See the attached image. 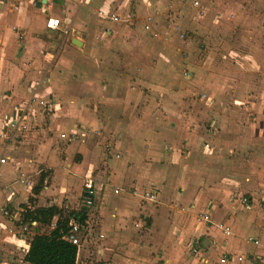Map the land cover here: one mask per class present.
<instances>
[{
	"label": "crops",
	"instance_id": "obj_1",
	"mask_svg": "<svg viewBox=\"0 0 264 264\" xmlns=\"http://www.w3.org/2000/svg\"><path fill=\"white\" fill-rule=\"evenodd\" d=\"M166 1L181 14L190 7L205 12L203 0L200 9L191 0L187 8L184 0H137L134 13L122 0H0V226L14 216L20 228L25 208L78 203L91 177V215L97 213L103 238L148 241L136 251L113 247L105 264H146L142 250L154 254L150 264H221L223 257L222 264H264V130L247 120V110L264 115V88L234 92V104L209 111V133L195 132L196 106L182 101L191 93L171 87L181 63L150 55L144 37ZM99 11L120 21L99 20ZM49 19L60 20L56 30L47 28ZM105 20L112 27L99 25ZM33 96L52 108L28 106ZM21 117L27 128L11 131ZM146 191L159 201L146 202ZM234 195L248 196L250 209ZM201 213L211 222L199 225ZM56 219L27 226L25 239L14 233L20 251L2 264H28L27 241L37 228L49 233ZM87 253L79 251L77 264H86Z\"/></svg>",
	"mask_w": 264,
	"mask_h": 264
},
{
	"label": "rangeland",
	"instance_id": "obj_2",
	"mask_svg": "<svg viewBox=\"0 0 264 264\" xmlns=\"http://www.w3.org/2000/svg\"><path fill=\"white\" fill-rule=\"evenodd\" d=\"M122 1L125 2V7L128 5L126 12L130 9V12L134 13V7L138 4L137 0ZM199 1L201 4V0ZM203 1L205 12L196 14L190 7L188 11L185 9L186 12L183 11V14L179 12V20L176 17L178 22L173 23H170L165 16L170 9L169 2L166 1L167 5L164 9L166 12L162 10L163 13L155 20L154 28L151 30L155 33L146 32L144 37L151 43L150 55L159 59V54H161L178 64L181 63V66L178 65L179 67L176 68L177 83H172L171 87L175 86L178 90L181 88L191 93L190 95L187 94L185 98L182 96V101L185 100L189 103V110L196 106L195 109H192L199 117L196 119L198 127L195 128V132L203 131V135L206 136V133H209L207 125L211 109H214L215 112L217 108L223 107L227 103L234 104L235 98L231 97L233 96L231 94L240 93L241 90L250 91L253 89L256 91L257 88H264V0ZM183 3L185 7L187 1L184 0ZM98 17L99 14L97 19ZM135 18L136 16L132 19ZM100 19L101 17H99ZM122 19L127 20L125 15H122ZM144 20L141 21L142 25ZM94 22L96 24L95 18ZM125 22L130 23L129 20ZM92 23L91 20L87 24ZM98 23L99 25H107L108 28L112 27V24L106 20L105 22L98 21ZM116 26L113 25V27ZM184 69H187V75L183 74ZM255 74L258 76L254 77ZM183 76L188 78L184 79ZM202 94L205 95V98ZM256 115L261 119H255ZM247 116L248 122L259 123L258 128L264 130L262 124L264 115L258 112L253 113V110H247ZM260 135L258 140L263 145L264 151V134L261 133ZM65 153L63 150L59 151V158ZM39 155L41 156V154ZM75 161H77L76 156ZM234 161L236 160L234 159ZM259 162L261 163L259 167L264 169L263 162ZM37 163L35 165H39L38 169L48 171L44 164ZM72 206L67 205L62 209L63 217L71 215L78 208L79 202ZM91 213L93 214L94 211L89 212L90 215ZM96 217L97 213L95 216L91 215V228L87 229L86 233L89 235L83 243L84 251H88L87 257H85L86 264L107 263L106 260L109 256L106 253L109 254L113 247L115 249L122 247L132 251L141 247L147 249L148 241L145 239H134L133 241L129 237L128 239L103 238V234L100 232L99 219ZM17 219L11 216L4 217L2 220L4 221L2 224L6 228L0 226V264L6 261L4 255L13 257L20 251L15 244V237H13L14 233L16 238L21 235L20 228L16 225ZM141 252H143V262L150 264L149 260L154 254H149L144 250Z\"/></svg>",
	"mask_w": 264,
	"mask_h": 264
},
{
	"label": "built area",
	"instance_id": "obj_3",
	"mask_svg": "<svg viewBox=\"0 0 264 264\" xmlns=\"http://www.w3.org/2000/svg\"><path fill=\"white\" fill-rule=\"evenodd\" d=\"M190 5L192 7L201 8V4L199 0H191L190 1ZM169 14H168V19L170 21V23H173L176 20V17H178L179 13L176 10L175 6L173 5L172 2L169 3ZM99 16L108 19L111 22H118L120 21V18L118 15H116V13H105L104 11H99L98 12ZM151 22H152V17H148L146 19L145 25H144V29L146 31H150L151 30ZM60 25V20L59 19H49L47 21V28L49 30H56ZM184 75H187V69H184ZM202 96L205 98V95L202 94ZM30 105H37L38 107L44 108V109H51L53 106V103L49 100H45L44 98H36L35 96H33L31 98V100L28 103V106ZM24 117V116H23ZM21 117L19 121L17 122H12L9 126V129L11 131H18V130H23L27 128V120L26 118ZM62 138H64V135L61 136ZM6 163V159L5 158H1L0 159V166L4 165ZM20 182L27 185V186H31V181L29 178H27L24 174H21V178H20ZM117 192V191H115ZM94 193H95V183L94 180L91 177H88L85 179L84 184H83V192L82 195L80 197L79 200V206L77 209H75L73 211V216L69 219L68 222V227H69V231L67 233V235L64 237L67 241H69L70 243H72L73 245H75L76 247H78V254L79 251L83 248V243H85L89 233H86L89 229L91 228V224L89 223V219H88V215L89 212L92 210L93 206H94ZM234 199H236L244 209L248 210L251 207V203H250V198L248 196L245 195H234L233 196ZM144 199L146 202L149 203H157L159 201L158 195L153 192V191H146L144 193ZM84 217L85 220L81 221L80 218ZM211 219L208 213H201L198 215L197 218V223L199 225H206L207 223H210ZM36 222H32L31 226L35 225ZM224 231L226 234H229V229L228 227L222 226ZM30 228H28L27 226H21L20 227V232H21V238L25 239V235H27L29 233ZM25 234V235H24ZM84 239V241H83ZM28 240V239H26ZM29 242V241H27ZM258 243V242H255ZM25 249V248H24ZM26 253L28 252L27 250H25ZM194 254L197 253V248H193L192 251ZM227 257H223L220 260V263H225L226 262ZM237 261H241L242 257H237L236 258Z\"/></svg>",
	"mask_w": 264,
	"mask_h": 264
},
{
	"label": "trees",
	"instance_id": "obj_4",
	"mask_svg": "<svg viewBox=\"0 0 264 264\" xmlns=\"http://www.w3.org/2000/svg\"><path fill=\"white\" fill-rule=\"evenodd\" d=\"M41 186L34 188L38 194ZM74 214L63 217L62 209L57 206L25 208L22 214V226H29L33 221L41 226H50L54 218L55 227L49 233H41L37 228L29 239V249L24 257L28 264H77L78 247L64 237L69 231L68 222ZM84 221L85 218H80Z\"/></svg>",
	"mask_w": 264,
	"mask_h": 264
},
{
	"label": "water",
	"instance_id": "obj_5",
	"mask_svg": "<svg viewBox=\"0 0 264 264\" xmlns=\"http://www.w3.org/2000/svg\"><path fill=\"white\" fill-rule=\"evenodd\" d=\"M76 43V42H75ZM77 44V43H76Z\"/></svg>",
	"mask_w": 264,
	"mask_h": 264
}]
</instances>
